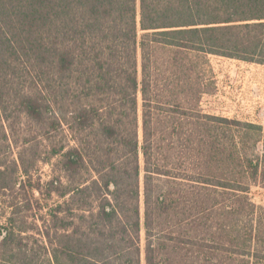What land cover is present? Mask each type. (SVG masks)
Instances as JSON below:
<instances>
[{"label":"trees","instance_id":"1","mask_svg":"<svg viewBox=\"0 0 264 264\" xmlns=\"http://www.w3.org/2000/svg\"><path fill=\"white\" fill-rule=\"evenodd\" d=\"M219 56L264 64V0H0V142L32 122L58 171L0 161V264H264V124L205 111Z\"/></svg>","mask_w":264,"mask_h":264},{"label":"rangeland","instance_id":"2","mask_svg":"<svg viewBox=\"0 0 264 264\" xmlns=\"http://www.w3.org/2000/svg\"><path fill=\"white\" fill-rule=\"evenodd\" d=\"M212 64L217 78L218 92L214 96L207 97L205 111L264 124V64L220 56L212 57ZM22 128L18 134L20 138H16L19 139L18 142H0V161L6 162L5 160H7L10 163L17 161L19 164V155L22 153L30 163L32 158L34 159L33 153L36 152L37 161L30 170L32 180L38 186L39 183L48 180L58 172L53 165L56 160L53 159L51 163H48L46 159H43L47 156L51 144L43 135L35 134L36 127L32 122L31 125L27 124ZM25 136L29 138L35 136L36 138L32 139V142H23ZM8 162L6 163L9 164ZM250 195L256 205H264V188L262 186L253 185ZM19 196L28 197L35 204V211L29 213L31 219H33L32 213L38 218L46 216L48 210L45 205L46 201L38 190L29 192L21 189L11 194L9 198L13 199V197ZM34 198L40 199L39 204ZM53 202L51 201V203ZM38 205H41V208ZM10 210V207H7L6 213H9ZM31 222L32 220L29 221V224ZM141 234L144 243V230Z\"/></svg>","mask_w":264,"mask_h":264}]
</instances>
